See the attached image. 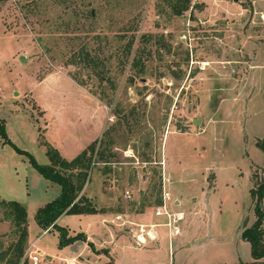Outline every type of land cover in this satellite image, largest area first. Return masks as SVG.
<instances>
[{"label": "rangeland", "instance_id": "374dc122", "mask_svg": "<svg viewBox=\"0 0 264 264\" xmlns=\"http://www.w3.org/2000/svg\"><path fill=\"white\" fill-rule=\"evenodd\" d=\"M263 17L264 0H190L181 15L165 0H0V199L25 206L48 264H263L243 238L258 210L264 228ZM44 142L66 160L97 143L83 194L102 213L55 222L86 236L75 251L35 221L59 188L16 148L46 165ZM163 189L183 214L175 236L155 215ZM148 223L159 237L138 247ZM14 238L0 209V241Z\"/></svg>", "mask_w": 264, "mask_h": 264}, {"label": "trees", "instance_id": "16d2710c", "mask_svg": "<svg viewBox=\"0 0 264 264\" xmlns=\"http://www.w3.org/2000/svg\"><path fill=\"white\" fill-rule=\"evenodd\" d=\"M165 1L172 8L175 15H181L190 5V0ZM86 13L88 18H94L91 10ZM84 54V60L87 66L94 65V67H97L98 64H101L100 60L90 58L87 52ZM138 64H140L138 58H134L133 66L135 67ZM100 77L105 76L102 74ZM3 132L4 129L1 127L0 133L3 134ZM96 144L94 142L89 145L74 159L66 160L55 147L44 142L45 154L49 161L46 165L38 164L27 152L16 148L19 153L29 158L34 168L46 180L59 188V193L55 200L45 204L36 211L35 221L44 231L49 228H56L59 231L60 248L73 246L75 243H84L86 241L85 235L79 234L72 237L69 236L65 228L57 226L55 222L62 215H96L102 213V209L97 207L90 198L83 194L89 173L94 167L93 156L96 152ZM105 145L102 140L99 141V151L96 153L99 163L111 162L110 159L113 154L110 153L107 145ZM259 146L264 150V143H261ZM257 191H259L261 197L264 196V183L258 186ZM252 195H256L255 190H252ZM0 209L2 210L4 221L11 224L13 236L15 237L7 245L0 241V264H30L29 260L24 257L28 246V222L25 206L16 201L0 199ZM262 217V213L258 210L255 224L243 232V238L249 243L251 255L255 262H262L264 264V228L261 225Z\"/></svg>", "mask_w": 264, "mask_h": 264}, {"label": "built area", "instance_id": "2783aa9c", "mask_svg": "<svg viewBox=\"0 0 264 264\" xmlns=\"http://www.w3.org/2000/svg\"><path fill=\"white\" fill-rule=\"evenodd\" d=\"M169 197H170L169 192L163 189L162 204L156 209L155 215L156 216H166L167 222L164 225L169 229V235L175 236L179 234V228L177 227L176 224L177 222L183 219V214L180 212L170 213L167 210L165 202ZM120 219H121L120 216L115 217V220H120ZM154 227L155 225H150V226L140 225L139 233L135 234V244L138 247H141L144 244H146L147 239H150V240L157 239V236H156L157 234L155 233V231L152 230ZM147 228L148 230H146ZM49 229L45 230L43 233H45ZM24 257L27 258L31 264H46L49 261L38 251L36 247V241L29 243ZM63 261L65 264H77V261L74 258L65 259Z\"/></svg>", "mask_w": 264, "mask_h": 264}, {"label": "crops", "instance_id": "0c3cea01", "mask_svg": "<svg viewBox=\"0 0 264 264\" xmlns=\"http://www.w3.org/2000/svg\"><path fill=\"white\" fill-rule=\"evenodd\" d=\"M175 204H177V201H175ZM158 208V207H157ZM156 208V209H157ZM176 213H178V212H176ZM181 213V212H180ZM143 216H144V212L142 213V215H141V217L143 218ZM104 219H102V221H103ZM144 226H150V225H155V227L152 229V230H154L155 231V233L157 234V237H159V235H158V232L156 231V225L157 224H154V223H148V224H143ZM179 233H180V230H179ZM87 238H89L90 239V237L89 236H87ZM149 241H154V240H149ZM70 258H74V259H76V257L75 256H72V257H70ZM47 259H49V258H47ZM77 260V259H76ZM49 261H51V259H49ZM52 262V261H51Z\"/></svg>", "mask_w": 264, "mask_h": 264}, {"label": "water", "instance_id": "95a60500", "mask_svg": "<svg viewBox=\"0 0 264 264\" xmlns=\"http://www.w3.org/2000/svg\"><path fill=\"white\" fill-rule=\"evenodd\" d=\"M20 60L23 62V57H21ZM75 250H76V244L72 246V251H75Z\"/></svg>", "mask_w": 264, "mask_h": 264}, {"label": "bare ground", "instance_id": "6f19581e", "mask_svg": "<svg viewBox=\"0 0 264 264\" xmlns=\"http://www.w3.org/2000/svg\"><path fill=\"white\" fill-rule=\"evenodd\" d=\"M264 18V17H263Z\"/></svg>", "mask_w": 264, "mask_h": 264}]
</instances>
